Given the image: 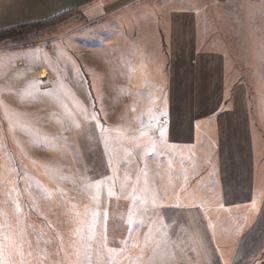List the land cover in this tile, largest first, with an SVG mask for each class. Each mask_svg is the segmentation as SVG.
<instances>
[{"label":"rangeland","instance_id":"374dc122","mask_svg":"<svg viewBox=\"0 0 264 264\" xmlns=\"http://www.w3.org/2000/svg\"><path fill=\"white\" fill-rule=\"evenodd\" d=\"M244 3L207 12L202 32L257 96L264 17ZM128 20L73 10L0 43V264H145L180 223L173 206L218 199L207 142L164 139L158 110L132 91L128 54L114 60V28Z\"/></svg>","mask_w":264,"mask_h":264},{"label":"crops","instance_id":"0c3cea01","mask_svg":"<svg viewBox=\"0 0 264 264\" xmlns=\"http://www.w3.org/2000/svg\"><path fill=\"white\" fill-rule=\"evenodd\" d=\"M234 1L0 0V29L70 10L90 23L127 13L112 41L114 60L128 54L132 91L147 94L168 142H207L218 199L173 206L180 223L171 224L168 243L151 250L145 264H258L264 253V156L255 126L256 117L264 119V90L255 87L256 96L250 80L233 75L217 36L202 32L207 12ZM240 1L264 17V0Z\"/></svg>","mask_w":264,"mask_h":264},{"label":"trees","instance_id":"16d2710c","mask_svg":"<svg viewBox=\"0 0 264 264\" xmlns=\"http://www.w3.org/2000/svg\"><path fill=\"white\" fill-rule=\"evenodd\" d=\"M73 10L67 11L71 12ZM63 12L61 14H58L57 16L63 15ZM57 16L41 20V21H34V22H28V23H20L15 26L2 28L0 29V43H18V42H25L28 40L30 34L40 29L41 27H46L50 24V22L56 18Z\"/></svg>","mask_w":264,"mask_h":264}]
</instances>
